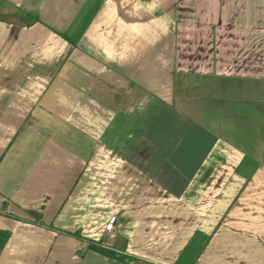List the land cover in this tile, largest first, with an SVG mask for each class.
Masks as SVG:
<instances>
[{
  "label": "crops",
  "instance_id": "crops-1",
  "mask_svg": "<svg viewBox=\"0 0 264 264\" xmlns=\"http://www.w3.org/2000/svg\"><path fill=\"white\" fill-rule=\"evenodd\" d=\"M0 10L1 264H264V0Z\"/></svg>",
  "mask_w": 264,
  "mask_h": 264
},
{
  "label": "trees",
  "instance_id": "trees-1",
  "mask_svg": "<svg viewBox=\"0 0 264 264\" xmlns=\"http://www.w3.org/2000/svg\"><path fill=\"white\" fill-rule=\"evenodd\" d=\"M18 10H19L18 12L13 13L11 15L12 17H10V19L16 18L19 20H23L25 24H31L37 21V19L33 15L26 13L20 9ZM66 38L69 39L67 35H66ZM30 213H32L35 216L36 221L37 220L39 221L42 217V214L40 212L30 211ZM49 227L52 229H57L52 223L49 224ZM66 233H68L69 235L75 236V237H81V235L77 232L67 231ZM10 236H11V231L9 229L0 228V256L4 248L6 247V244L8 243ZM88 247L89 249L101 255L116 259L124 264H129L133 260L137 259L136 257L123 252L125 248V244L117 245L116 248H110L102 244L96 243L94 241H89ZM117 248H119L120 250H117Z\"/></svg>",
  "mask_w": 264,
  "mask_h": 264
},
{
  "label": "built area",
  "instance_id": "built-area-1",
  "mask_svg": "<svg viewBox=\"0 0 264 264\" xmlns=\"http://www.w3.org/2000/svg\"><path fill=\"white\" fill-rule=\"evenodd\" d=\"M116 223H117V216L115 215V214H111L108 218H107V220H106V222H105V225H104V229L106 230V231H112V230H114L115 229V227H116Z\"/></svg>",
  "mask_w": 264,
  "mask_h": 264
},
{
  "label": "rangeland",
  "instance_id": "rangeland-1",
  "mask_svg": "<svg viewBox=\"0 0 264 264\" xmlns=\"http://www.w3.org/2000/svg\"><path fill=\"white\" fill-rule=\"evenodd\" d=\"M8 9H10V8H8ZM3 12H4L3 10H0V16H3V15H2V14H4ZM33 224L38 225L37 222H36V223L33 222ZM125 244H128V242L125 243ZM78 252H79L78 254L80 255V254H81V250H79Z\"/></svg>",
  "mask_w": 264,
  "mask_h": 264
}]
</instances>
